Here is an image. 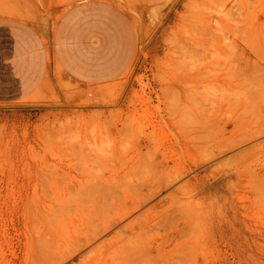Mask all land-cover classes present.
<instances>
[{"label":"rangeland","instance_id":"obj_1","mask_svg":"<svg viewBox=\"0 0 264 264\" xmlns=\"http://www.w3.org/2000/svg\"><path fill=\"white\" fill-rule=\"evenodd\" d=\"M0 264H264V0H0Z\"/></svg>","mask_w":264,"mask_h":264},{"label":"bare ground","instance_id":"obj_2","mask_svg":"<svg viewBox=\"0 0 264 264\" xmlns=\"http://www.w3.org/2000/svg\"><path fill=\"white\" fill-rule=\"evenodd\" d=\"M154 183H155L154 185H152L151 182L142 184L139 187V192L146 190L145 191L146 193H140V194H137L135 197H133L131 199L133 206L129 209L124 206L125 212L123 213V215L115 218V220H113V222L120 221L123 218L127 217L132 211L139 208L142 204L147 203L151 198H153L155 195L159 194L160 192H162L163 190H165L169 186V181H167V179H162V180H160L158 182H154ZM125 200H124V202H125ZM112 202L113 201H111L110 203H112ZM110 203H109V205H110ZM112 206H114V204ZM147 213H148V211L145 214L147 215ZM143 219H145V217ZM134 222H135V220L126 223L125 228L132 227ZM112 225L113 224L111 222H110V224L106 223L105 225H103L100 230H96V233H93L90 237L85 239V244H88L92 240V238L95 239V237L96 238L99 237L100 234H104L105 232H107L108 229H110ZM113 239H116V236L112 237L110 240H113ZM110 240H108V241H110ZM105 242H107V241H105Z\"/></svg>","mask_w":264,"mask_h":264}]
</instances>
